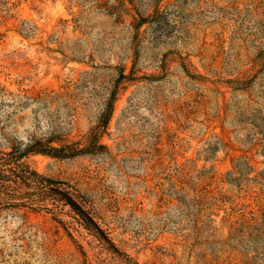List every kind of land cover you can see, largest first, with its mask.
<instances>
[{"label": "rangeland", "instance_id": "obj_1", "mask_svg": "<svg viewBox=\"0 0 264 264\" xmlns=\"http://www.w3.org/2000/svg\"><path fill=\"white\" fill-rule=\"evenodd\" d=\"M34 143L0 264H264V0H0V152Z\"/></svg>", "mask_w": 264, "mask_h": 264}, {"label": "trees", "instance_id": "obj_2", "mask_svg": "<svg viewBox=\"0 0 264 264\" xmlns=\"http://www.w3.org/2000/svg\"><path fill=\"white\" fill-rule=\"evenodd\" d=\"M29 154L61 157L60 154H58V150L56 148L40 143H34L22 151H17L16 148H11L9 152H0V175L8 179V181L14 185H17V188H19V186H27L33 182L36 184V187H34V192L38 193L37 196H54L53 192L55 191L54 187L56 182L54 180L44 178L42 175L32 170L24 162V158ZM64 197L70 200L67 194H65ZM59 199L66 202V200H64L62 197ZM74 211L82 218L84 227L89 229L90 225L87 222L85 216L80 212V210Z\"/></svg>", "mask_w": 264, "mask_h": 264}]
</instances>
